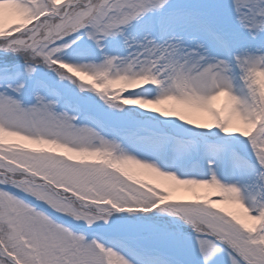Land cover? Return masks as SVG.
<instances>
[{
  "label": "snow or ice",
  "instance_id": "obj_1",
  "mask_svg": "<svg viewBox=\"0 0 264 264\" xmlns=\"http://www.w3.org/2000/svg\"><path fill=\"white\" fill-rule=\"evenodd\" d=\"M0 264H264V0H0Z\"/></svg>",
  "mask_w": 264,
  "mask_h": 264
}]
</instances>
